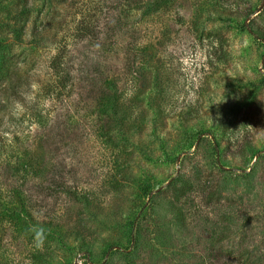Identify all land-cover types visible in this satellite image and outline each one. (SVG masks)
Instances as JSON below:
<instances>
[{
    "label": "rangeland",
    "instance_id": "rangeland-1",
    "mask_svg": "<svg viewBox=\"0 0 264 264\" xmlns=\"http://www.w3.org/2000/svg\"><path fill=\"white\" fill-rule=\"evenodd\" d=\"M113 2L35 0L23 41L1 50L0 136L13 155L45 162L23 190L35 221L61 240L5 223L0 260L264 264V0H143L132 10L100 60L120 86L127 142L117 147L94 132L91 88H47L52 56L64 44L81 53L76 28L91 17L104 30ZM173 181L185 188L177 199Z\"/></svg>",
    "mask_w": 264,
    "mask_h": 264
},
{
    "label": "trees",
    "instance_id": "trees-1",
    "mask_svg": "<svg viewBox=\"0 0 264 264\" xmlns=\"http://www.w3.org/2000/svg\"><path fill=\"white\" fill-rule=\"evenodd\" d=\"M3 1V4L0 2V13H3L0 16V31H6V34L10 33L11 35L10 37L8 36L9 42L6 36H0V63L3 61L2 57L4 55L1 54L2 49L5 50L14 43H21L23 41L25 22L28 21L35 2V0ZM142 1L114 0L111 13L107 10L109 14H106V19H110V21H106L107 27L104 30L99 28L97 23L90 22L91 17H89L88 23L81 21L78 28H76L75 39L85 40V48L81 53L79 49H76L75 52L77 54L74 56L71 54V50L68 49L69 46L64 44L52 56L50 63L53 78L52 82L47 85V88H70L74 85V81L83 87L86 85L87 88H91L89 91L93 92L91 96L92 101L96 103V107L99 109L95 119L94 132L100 138H104L105 142L109 141L115 147L118 146V142L122 141V146L127 142L126 136H122V133L119 132L122 125L120 123L122 121L121 113L117 110L120 86L119 82L113 78V75L108 76L104 73L100 67V60L105 51L113 49L112 45L114 47L116 42L114 36L128 33L129 30L125 26V18L130 12L132 13V10H138ZM149 5L152 6V3L149 2ZM103 7V5H98L95 8L96 12L104 18V13L106 12ZM94 14L93 12L92 15ZM31 35L33 41L40 39V33L37 30H33ZM108 39L111 41L107 42ZM135 43L134 39L126 43L125 54L127 57L129 55H136V53H133ZM80 54L81 57L79 58ZM74 58L75 61H73ZM77 71L79 74L76 75ZM49 93L51 92L49 91ZM46 123L42 124V122H39L40 126L43 125V128L46 126ZM111 123L116 128L115 130H112ZM63 125L65 127L66 124ZM62 134H65V132L63 131ZM43 137L44 135L42 134L38 143L42 142ZM44 141L46 142V140ZM60 143H62V140H60ZM44 145L45 143L41 145V149H45ZM9 147L10 145L0 136V153L3 157H0L1 167L3 165V169L0 172V230L6 223L8 230L16 233L18 225H20L23 227L25 233L31 232L28 234L30 236L36 234L43 236L48 241L61 240L60 234H55V231L51 230L47 223L35 221L36 215L29 212L31 208L29 200L31 197L26 190H23L22 179L25 180V176L29 172L37 176L44 169L45 162L34 159L35 153L25 154L23 157L13 155ZM25 149L27 148L25 147ZM66 163L65 161L62 162L65 165ZM8 181L13 183L9 184ZM19 181L21 182L18 183ZM174 182H172L171 186L175 190L177 199L183 195L185 188L177 186ZM55 187L56 190L62 189L61 185H56ZM37 209L42 210V207L37 206ZM132 229H134V226L130 224V230ZM135 231L137 232L136 229ZM31 258H37L38 264H44L43 256L39 252L36 255L33 254ZM4 263L5 260H0V264Z\"/></svg>",
    "mask_w": 264,
    "mask_h": 264
}]
</instances>
